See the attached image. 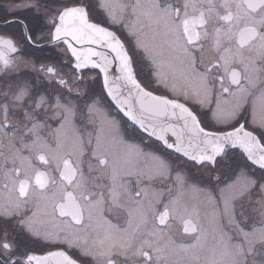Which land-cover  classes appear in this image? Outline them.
<instances>
[{"label":"snow or ice","instance_id":"obj_1","mask_svg":"<svg viewBox=\"0 0 264 264\" xmlns=\"http://www.w3.org/2000/svg\"><path fill=\"white\" fill-rule=\"evenodd\" d=\"M0 264H264V0H0Z\"/></svg>","mask_w":264,"mask_h":264}]
</instances>
